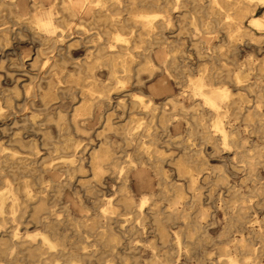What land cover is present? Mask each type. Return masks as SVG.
Instances as JSON below:
<instances>
[{"label": "rangeland", "instance_id": "obj_1", "mask_svg": "<svg viewBox=\"0 0 264 264\" xmlns=\"http://www.w3.org/2000/svg\"><path fill=\"white\" fill-rule=\"evenodd\" d=\"M138 1L141 3L133 6L129 0L118 2L117 23L111 25L103 18L92 21L85 13L77 14L76 21L61 10L60 0H48L43 7H33L30 0H0V194L5 198L0 215V264H51L52 258L42 260L47 254L36 257L21 250V246L12 247V252L6 249L13 239L11 232L18 240L37 241L36 234L44 231L39 221L48 216L58 222L52 237L69 254L59 257V264H65L68 257L74 264H149L153 259L155 264H234L235 260L240 264L251 245L258 249V260L264 264V6L259 5L253 16L262 27L251 26L250 18L245 19L250 34L237 37L234 49L222 47L216 58L212 50L223 45L224 31L218 28L207 35L202 30L194 31L188 18L180 21V9L172 11L171 25L165 31L171 47L155 42L160 37L154 35L139 40L137 27L127 18L129 10L165 11L171 0ZM182 1L186 10L193 8L190 0ZM216 1L231 11L235 7V0ZM197 3L223 19V14L215 10L217 6L208 0ZM32 13L42 20L51 19L55 33L31 29ZM201 14L195 15L196 23ZM64 21L70 24L68 30L63 29ZM129 27L133 31L129 45L139 44L136 51L149 48L150 58L160 67L150 83L163 81L171 91L168 97H182L184 106L193 103L185 79L200 77L203 67L221 72L215 85L227 88L229 98L226 102L216 99L220 110H228L229 114V102L242 98L241 113L250 116H224V128L231 133L229 146L217 137L203 142L201 128L188 138L190 117L182 112L174 120L168 119V104L164 107L165 123L159 121L160 108L153 116L130 106L131 95L143 83L139 76L148 75L144 70L137 74L135 64L142 57L129 64L128 72L116 74L125 79V84L117 87L105 69L95 71L102 85L114 89L108 99L94 106L93 115L74 118L80 92L91 84L84 70L89 40L114 28L127 34ZM58 33L61 36L57 37ZM196 50L203 56H198ZM170 51H182L171 74L163 64ZM233 74L244 79L248 87L234 84ZM143 91L146 93L145 88ZM166 100L156 97L154 103L160 106ZM253 113L263 119L259 118L261 124ZM212 117L208 114L204 122L210 123ZM140 122L141 130L128 131L131 126L139 127ZM147 125L148 131L144 129ZM129 135L133 138L126 143L123 136ZM142 144L150 145L148 150L154 151L151 159L158 162L145 160ZM188 145L196 152L193 157L203 161L192 165L194 184L180 176L176 168V161H182L183 147ZM95 152L100 160L92 161ZM129 157L135 161L132 167L127 163ZM9 185L18 201L13 214L11 196L6 191ZM143 197V225L132 228ZM108 200L119 214L116 219L108 220L100 211ZM173 208L171 215L169 210ZM175 234L181 238L179 245Z\"/></svg>", "mask_w": 264, "mask_h": 264}, {"label": "bare ground", "instance_id": "obj_2", "mask_svg": "<svg viewBox=\"0 0 264 264\" xmlns=\"http://www.w3.org/2000/svg\"><path fill=\"white\" fill-rule=\"evenodd\" d=\"M30 1L33 7L34 6L43 7L46 1L48 0H30ZM120 1L121 0H118V1L113 0L107 3L108 0H60L59 3L61 5V10L67 13L68 16H71L73 17V19H76V21L79 20V18L76 16L77 14L80 15V14L85 13V14L91 15L92 21H98L103 18L105 21H108L111 25H114L117 23L116 22V17L118 16L117 6H118V2L120 3ZM190 1L193 6L191 10H186L182 0H171L169 3L170 7L168 10L153 12V11H144V10L135 11L133 9H130L129 12L127 13V18L131 19L133 27H137L136 36L139 38V40H142L141 38L143 36L151 37L152 35H154L155 37H160L158 40L155 39V42L161 41V43L166 48L167 47L169 48L171 47V44L166 41L167 38H165V31L171 25V20H172L171 16L173 15L172 11L174 9H177V10L180 9L182 10L180 11V14H179L180 21L188 18L190 20V25L194 31L202 30V31H205L206 35L211 32L217 31L216 29L218 28L224 31L226 40L224 41L223 45L218 46L217 48H214L212 50V54H213L212 56L216 58L220 56L222 47L226 48L227 50L234 49L235 47L233 46V43L237 37L250 34L249 30L244 24L245 19L250 18V20L248 21V24L251 26H255V27L261 26V24L259 25L258 20L254 18L253 16L259 10V5L264 6V0H248L249 3H241L240 1L235 0V7L232 11L228 8L222 7V5H220L216 0H208L210 4H214L217 6L215 10L223 14V19H219L218 17H215L214 13H209L203 6L197 3L198 0H190ZM250 1H257L258 5L257 4L252 5L250 4ZM17 2L18 1H16V3ZM11 3H13V0H11ZM140 3L141 1H138V0H129V5L131 6L139 5ZM111 5H115L116 8L112 9ZM51 6H54V2L52 3ZM155 6H160V4L158 3ZM200 12L202 14L198 16L199 22L196 23L195 15H198ZM206 19H208V21H205ZM29 20H30L29 25L31 29H34V30L36 29L37 32L45 31L49 34L55 33V28H53L54 26L51 22V19L42 20V19H39L36 14L32 13L29 17ZM63 25L65 27L63 29H66V30H68L70 27V24L67 23L66 21L63 22ZM224 25H226L227 27L224 28L223 27ZM128 29H129V33L127 34H125L120 28H114L113 31L106 30L103 33L101 32L102 35L100 33H97L94 39L89 40V43L91 45L88 48V52L86 53V56H85L86 64H85L84 70L85 72L88 73L89 77L91 78V84L89 88L80 92L81 100L79 101L78 107L74 109V113H73V116L75 119H77L76 118L77 116L85 119L93 115L94 106L97 103L101 102L102 100L108 99L109 96L111 95V92H110L111 89H114V87L112 88L109 87L110 86L109 84L102 85V82L95 76V71L99 69H105L107 71L108 77L110 79H113V84L114 86L117 87V85L125 84V79L118 78L116 74L128 72L129 64L132 63V61L136 59V57H142V60L138 62L137 64H135V67H137V74L140 70H144L148 73L150 77L154 73L160 70V67L154 64V62L150 58L149 48H143L142 51H138V50L136 51V49L141 47L139 44L137 45V43H133L132 45L131 44L129 45V43H131V41H129V37L131 36L130 34H133V31H132V27H129ZM58 36H61V35L58 33L57 37ZM98 38L102 39V41H99ZM57 41L59 42V40ZM146 42H149L148 38L146 39ZM53 44H55V42ZM92 44H95V45H92ZM132 49H135V52L132 51ZM181 53L182 51H180L179 53H174L173 51H170V54H166L164 56L163 64L166 66L168 73L169 71H171V69H174L177 67V64L175 61L179 58ZM196 53L198 56H203L204 54L200 50H196ZM45 59L46 60L43 63L44 68L47 66L48 57H46ZM200 72H201V76L197 77L195 80L185 79V83H187L190 87L189 99L193 100L192 105L184 106L183 105L184 99H182V97L179 96L178 98L168 97L167 100L162 105L158 106L154 103V101L151 98L143 94H134V95H131L130 97V106L138 107L142 111L148 112L153 116H154V110L160 108L159 115H161L162 118H160L159 121H161V123H165V116H164L165 108L164 107L165 105L168 104L170 105V112H169L168 119L174 120V118L182 114V112H185L184 114L190 117V120H189L190 127L188 130L190 134L188 138L193 137V135L191 134L193 132H199V130L197 129L201 128L200 138L203 140V142H207L209 140H212L214 137H217V139H219L218 141H221L223 145L229 146V142H230L229 140L231 137V133L226 131V129L224 128V123H223L224 122L223 118L224 116L228 114L227 113L228 110L221 111L220 110L221 107L218 103V101L224 102L225 99L226 101H228L227 99L229 98V94H228L227 88H218L215 85V81L221 78L220 77L221 72L212 70L206 67H203V69ZM169 74H171V72ZM225 77L226 78L229 77L228 71H226ZM231 79H232V82L236 85L240 83H244L243 86L248 87V84L245 83V80L242 79L237 74H233ZM181 80L182 78L180 79V81ZM262 89L264 90V88ZM256 97H255V100H257ZM196 101H197L196 105L200 107L198 112H196L194 108L195 106L194 103ZM241 101H243L242 98H238V99H232L229 102L228 106L232 107L229 114L234 117L241 116L242 118L244 117L250 118L249 115L246 116V114H244L243 112L241 113V108L239 106L240 104L239 102ZM252 102H255V101L252 100ZM120 104L123 106L124 102L121 101ZM208 114H212L213 117L211 118L210 123L206 124V122H204V118ZM252 116L256 118L255 120H257L258 123H260V119L262 118L264 119V117L260 118L259 117L260 115L258 116L254 113ZM123 124L125 126V123ZM138 125L139 127L131 126V129L128 131H132L133 129H136V128L141 130L143 128V126H140L142 125V122L138 123ZM149 128L150 127H148V125L144 127L146 131H148ZM213 132H215L216 134H213ZM262 132H264V130ZM123 138L126 143H129L131 141V138L133 137L129 135V136H123ZM149 146L150 145L148 144H142L141 148L145 147L142 153L145 155V160L147 162L156 163L158 162L157 160L151 159L154 151L148 150ZM189 146L190 145L183 147V158H182V161L181 160L176 161V164H177L176 168L177 170H179L180 176L188 180L191 184H194L196 180V176L193 172L194 167L192 165H196L197 163L203 164V161L198 160L193 157V155L196 154V152H193L192 149L189 148ZM96 160H100L97 152H95L92 156V161H96ZM134 162L135 161L129 157L127 163L130 165V167H132ZM183 164H186V167H184ZM195 170L197 171V169ZM162 176L164 178L165 175H162ZM219 177L221 178V175ZM137 178L139 179V176H137ZM23 187L26 189L27 185H24ZM6 191L11 196L9 206H10V213L13 214L18 207V201L15 197V194L11 191L10 185L8 186ZM25 193L27 197H30L29 191L25 190ZM40 201H43V198L39 199V202ZM145 201H146V198L143 197L139 204V208H137L136 210V213H135L136 217L134 216L135 217L134 223L133 225L132 224L130 225L132 228L135 227L137 224L140 226L143 225L142 222L144 220L143 218L144 216L141 212V209L144 206ZM4 204H5L4 195L0 194V215H2V213L4 212V206H5ZM127 207L128 205L126 204L125 208ZM170 207L171 205H169V209ZM241 209H242L241 207L238 208V210H241ZM100 211L105 214V217L108 220H113L119 217V214L117 213L115 207L112 205L111 200H108L106 207H104ZM173 211H174V208L169 210V214L173 213ZM184 217L186 218L187 216H184ZM39 223L44 231L36 234L38 236L37 241L34 242L35 239L33 238H32V241L18 240V237L16 238V233L11 232L13 234V239L10 241V246H8L6 249L12 252L13 250L12 247L21 246V250L26 251L27 253L34 255L36 257H42L45 254H47V256L42 257L43 261H49L50 258H52V261L50 262L51 264H59L57 259L59 257L64 258L66 257V255H69V254L65 253L63 249H61V247L55 241V239L52 237L53 231L55 230L56 224L58 222H56L55 219L52 218L51 216H48V217L42 218L39 221ZM162 233H164V230H162ZM175 240H176V245L181 244V238L177 234H175ZM261 240L264 243V236H262ZM82 250L84 251L85 247H82ZM258 253H259L258 249L254 247V245H251L250 247L247 248V254H246L247 257L245 258L244 262L240 264H261V262L258 260L259 258ZM82 254L83 256H87V257H93V256L98 257L91 253H82ZM8 260L10 262V259ZM64 263L74 264V262H72L70 257L65 259ZM233 263L238 264L237 260L233 261ZM149 264H155L154 259L151 260Z\"/></svg>", "mask_w": 264, "mask_h": 264}, {"label": "crops", "instance_id": "obj_3", "mask_svg": "<svg viewBox=\"0 0 264 264\" xmlns=\"http://www.w3.org/2000/svg\"><path fill=\"white\" fill-rule=\"evenodd\" d=\"M153 77V76H152ZM145 74V77L139 76V80L142 81V86H138V88L135 90L136 93L134 94H143L149 98H151L153 101H155L156 97L168 98L170 95V89L167 85L162 83V81L152 82L150 83V80L152 78ZM135 81V80H134ZM164 84V85H163ZM141 85V84H140ZM146 89V93H144L143 89ZM150 88V89H149ZM161 92V93H159Z\"/></svg>", "mask_w": 264, "mask_h": 264}]
</instances>
